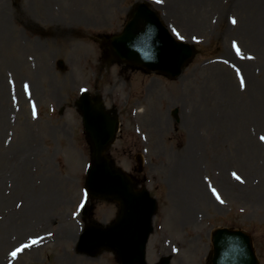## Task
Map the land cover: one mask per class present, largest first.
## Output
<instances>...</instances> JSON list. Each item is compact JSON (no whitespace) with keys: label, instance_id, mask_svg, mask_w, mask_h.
Instances as JSON below:
<instances>
[{"label":"rangeland","instance_id":"1","mask_svg":"<svg viewBox=\"0 0 264 264\" xmlns=\"http://www.w3.org/2000/svg\"><path fill=\"white\" fill-rule=\"evenodd\" d=\"M144 2L196 48L178 77L108 61L103 36L119 34ZM0 24V239L11 241L0 264H117L100 235L94 252L78 251L87 226L106 227L118 211L84 189L90 152L75 106L84 91L117 111L107 154L156 199L148 264L167 255L207 264L220 227L245 230L264 264V0H0ZM101 120L92 113L90 123ZM9 178L56 195L23 238L6 232L26 206L23 195L2 205Z\"/></svg>","mask_w":264,"mask_h":264},{"label":"water","instance_id":"2","mask_svg":"<svg viewBox=\"0 0 264 264\" xmlns=\"http://www.w3.org/2000/svg\"><path fill=\"white\" fill-rule=\"evenodd\" d=\"M113 45V56L115 60L130 62L144 68L146 71L157 72L174 78L179 75L183 66L195 55L192 46L181 42H175L158 20L157 14L149 10L147 5L135 6L130 15L127 26L120 36L111 40ZM78 112L81 113L83 123L86 129L88 144L91 146V168L88 170L85 183L91 198L104 199L106 201H116L121 203L123 212H127L130 207L137 203L134 197L129 193V179L119 169L113 166V163L104 157L102 153L114 140L117 123L107 119L104 115L102 105L98 98L90 100L88 95L83 94L76 103ZM92 113L104 117L98 126L90 123ZM108 127H107V123ZM111 123V124H110ZM116 186V187H113ZM144 197L147 200L146 193ZM131 201V203H130ZM148 203L144 202L141 209L134 208L137 211L130 216V228L139 226L138 218L142 211H145ZM151 209L143 216L145 219V229L143 231L142 243L139 245V262L143 264L145 240L150 230L151 217L155 211L154 202H151ZM87 212L85 211V214ZM121 216V215H120ZM125 215L123 214L118 222L111 224L106 231L91 230L85 243L84 249L95 251V239L102 237L103 248L116 251L118 245L115 240L114 229L127 228L125 222L120 225ZM119 225V226H117ZM116 226V227H115ZM134 232V231H132ZM213 252L210 257V264H257L251 247L250 238L245 234L220 229L213 233Z\"/></svg>","mask_w":264,"mask_h":264},{"label":"bare ground","instance_id":"3","mask_svg":"<svg viewBox=\"0 0 264 264\" xmlns=\"http://www.w3.org/2000/svg\"><path fill=\"white\" fill-rule=\"evenodd\" d=\"M3 31H4L3 25L0 24V32ZM28 157H29L28 155L24 157L25 158L24 160L26 162L29 159ZM183 169L185 173L191 175L189 165L186 162H184L183 164ZM8 180L11 182V184L9 182L8 189L7 188L6 189L11 193V196L10 198H8L7 195L3 196V198L1 199L2 205L5 208H8L10 206L11 197H14L15 195H19V196L23 195L26 206L25 209L22 211V216H21L22 223L20 226L17 225L19 229L16 227L15 223L12 222V220L10 221L9 219H7L6 232L10 234L11 238L12 236H18L20 238H23V236H25L24 234L26 233V231L22 226H27L29 224L37 223L38 220L43 218L44 215L46 214L47 207L54 204L56 195L55 194L53 195L52 191H49L47 193L45 192L43 193V195L42 192H39L38 194H34L31 191V187H30L31 180L29 183V180L26 178L20 180H17V178H12V179L9 178ZM190 184L194 186L192 183ZM203 200L204 199L201 196L200 201ZM6 216L8 217L7 214ZM12 219H14L13 216ZM8 234L6 235L8 236ZM9 244L7 243L6 239H2V238L0 239V262L2 261V257L4 255V249L7 248Z\"/></svg>","mask_w":264,"mask_h":264},{"label":"snow or ice","instance_id":"4","mask_svg":"<svg viewBox=\"0 0 264 264\" xmlns=\"http://www.w3.org/2000/svg\"><path fill=\"white\" fill-rule=\"evenodd\" d=\"M158 2H159V0H158ZM235 22H236L235 20H232L233 24H235ZM233 47H236V45L234 44ZM237 54H239V48H237ZM241 83L243 84V81ZM261 140L264 141V137H261ZM237 178L239 179V177H237ZM213 191H215V190H213ZM217 198H219V197H217ZM33 243H35V241H33ZM25 247H26V245H25ZM16 251L18 252V251H20V249H17ZM12 255L15 256L16 252H13Z\"/></svg>","mask_w":264,"mask_h":264}]
</instances>
